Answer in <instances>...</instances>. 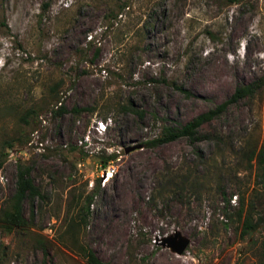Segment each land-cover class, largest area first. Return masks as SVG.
Returning a JSON list of instances; mask_svg holds the SVG:
<instances>
[{"label": "rangeland", "instance_id": "1", "mask_svg": "<svg viewBox=\"0 0 264 264\" xmlns=\"http://www.w3.org/2000/svg\"><path fill=\"white\" fill-rule=\"evenodd\" d=\"M258 79L200 140L145 144ZM263 142L264 0H0V210L19 165L42 195L0 264H264Z\"/></svg>", "mask_w": 264, "mask_h": 264}, {"label": "trees", "instance_id": "2", "mask_svg": "<svg viewBox=\"0 0 264 264\" xmlns=\"http://www.w3.org/2000/svg\"><path fill=\"white\" fill-rule=\"evenodd\" d=\"M150 19H148V22L145 24V28L147 26H151L152 22ZM262 84L263 82L258 79L250 83L237 85L231 95L222 103L195 115L189 121L180 126H163L160 135L155 139L147 141L145 144L155 145L172 141L180 137H186L192 143L200 140L201 137L206 136L205 134L201 135L200 133H198V129L202 124L208 123L213 118L217 117L221 112L225 110L226 106L230 103H234L246 96L252 95L258 88L262 86ZM176 88L178 90H182L180 87ZM118 108L122 111L132 112L138 117H141L143 113L141 110L135 109L133 104L129 101L119 104ZM64 110L65 109L62 106H59L53 111V113L56 115H60L64 112ZM72 111L77 112L78 109L72 108ZM26 112H29V110ZM112 157V155H109L104 158L102 160L103 165L105 166V164L110 161ZM249 159H255L257 164H260L261 166L264 165V142L261 143V145L257 149L254 147L249 151L248 160ZM35 197L41 198L42 195L29 176V168L19 165L16 171L14 192L9 199L8 204L0 210L1 226L7 231L27 228L29 222L22 215V202L24 199L32 200ZM234 215L236 220L241 224L242 235L252 229L253 225L251 222V216L247 211L244 210L242 205H239L237 207ZM82 216L83 214H81L78 219H83ZM83 250L88 264H104L94 255L91 250Z\"/></svg>", "mask_w": 264, "mask_h": 264}, {"label": "water", "instance_id": "3", "mask_svg": "<svg viewBox=\"0 0 264 264\" xmlns=\"http://www.w3.org/2000/svg\"><path fill=\"white\" fill-rule=\"evenodd\" d=\"M140 145H132L124 148V152H128L132 149L139 148ZM189 239L183 236L180 232L174 231L169 235H165L160 238L159 243L163 247H167L170 251L180 254L188 244Z\"/></svg>", "mask_w": 264, "mask_h": 264}, {"label": "bare ground", "instance_id": "4", "mask_svg": "<svg viewBox=\"0 0 264 264\" xmlns=\"http://www.w3.org/2000/svg\"><path fill=\"white\" fill-rule=\"evenodd\" d=\"M122 199H124V201H126V199L128 200L130 198L129 193L126 194V191L121 195Z\"/></svg>", "mask_w": 264, "mask_h": 264}, {"label": "built area", "instance_id": "5", "mask_svg": "<svg viewBox=\"0 0 264 264\" xmlns=\"http://www.w3.org/2000/svg\"><path fill=\"white\" fill-rule=\"evenodd\" d=\"M99 125H101V126H102V123H101V122H99ZM99 125H98V126H99Z\"/></svg>", "mask_w": 264, "mask_h": 264}]
</instances>
